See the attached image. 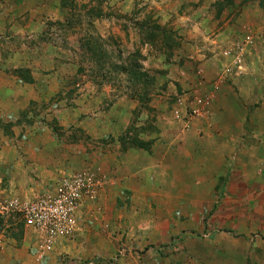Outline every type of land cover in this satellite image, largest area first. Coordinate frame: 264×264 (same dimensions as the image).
<instances>
[{
  "label": "rangeland",
  "instance_id": "rangeland-1",
  "mask_svg": "<svg viewBox=\"0 0 264 264\" xmlns=\"http://www.w3.org/2000/svg\"><path fill=\"white\" fill-rule=\"evenodd\" d=\"M30 4L0 39L30 86L0 122V198L93 182L49 252L0 216V264H264V0Z\"/></svg>",
  "mask_w": 264,
  "mask_h": 264
},
{
  "label": "built area",
  "instance_id": "built-area-1",
  "mask_svg": "<svg viewBox=\"0 0 264 264\" xmlns=\"http://www.w3.org/2000/svg\"><path fill=\"white\" fill-rule=\"evenodd\" d=\"M93 178L86 173L63 176L52 190L31 198H0V216H17L31 230L39 252H49L58 240L77 231L79 210L91 192Z\"/></svg>",
  "mask_w": 264,
  "mask_h": 264
},
{
  "label": "crops",
  "instance_id": "crops-1",
  "mask_svg": "<svg viewBox=\"0 0 264 264\" xmlns=\"http://www.w3.org/2000/svg\"><path fill=\"white\" fill-rule=\"evenodd\" d=\"M30 5V0H0V39H2V36H4L5 33L10 34L9 31H13L18 23L21 24L22 30L32 29V26H34V17L27 16L31 15L33 10ZM9 59L10 58L5 59V61H8ZM12 78L14 77L7 72H3V70L0 71V122L2 123H9L11 120L14 121V118L18 116L17 114L20 110L29 103V98L26 94H29L30 86L26 84L16 85ZM15 133H17L16 130ZM2 134V131H0V137ZM20 145L21 143L17 144V146ZM5 150L8 152H4L5 154L3 153V155L1 153V155H6V158L12 155L16 156L18 153L17 150L14 149V146L12 147L8 145ZM1 151L4 150L1 149L0 152ZM21 198L31 197L26 196Z\"/></svg>",
  "mask_w": 264,
  "mask_h": 264
},
{
  "label": "trees",
  "instance_id": "trees-1",
  "mask_svg": "<svg viewBox=\"0 0 264 264\" xmlns=\"http://www.w3.org/2000/svg\"><path fill=\"white\" fill-rule=\"evenodd\" d=\"M133 75H134V77L139 78V75L138 74L137 75L136 74H133Z\"/></svg>",
  "mask_w": 264,
  "mask_h": 264
}]
</instances>
